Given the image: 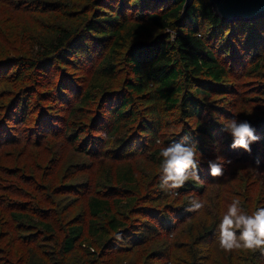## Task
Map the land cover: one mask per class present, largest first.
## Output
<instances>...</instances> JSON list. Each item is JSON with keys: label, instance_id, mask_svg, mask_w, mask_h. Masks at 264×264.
Wrapping results in <instances>:
<instances>
[{"label": "trees", "instance_id": "16d2710c", "mask_svg": "<svg viewBox=\"0 0 264 264\" xmlns=\"http://www.w3.org/2000/svg\"><path fill=\"white\" fill-rule=\"evenodd\" d=\"M26 1H30L26 6L19 2L13 8H7L8 16L19 18L20 13L30 15L32 10L37 14L41 12L38 10L42 9L34 4L36 2ZM89 2H93L94 6H106L113 10L114 14L100 18L97 13L93 15L79 13L70 19L72 24L69 23L68 26L55 23L53 20L54 22L50 21L43 25L36 34L31 32L24 34L20 29L13 30L7 26V17L0 19V37L4 35L8 40L7 43L3 39L0 41L3 43L0 44V70H4L6 75L12 71L7 79L11 77L19 79L35 71H43V76L48 77L44 73L50 70L52 65L51 68L56 70L61 67L65 69L66 64L63 63L74 65L85 63L90 66L92 68L90 82L74 86L68 80L67 84L61 86L67 87V92L66 95L59 93V101H63L68 95V99L61 103L66 105L65 108L71 106V112L83 115L85 112H91L88 107L97 102V94L105 99H101L97 104L89 124L83 123L76 129L71 126L68 129L66 124L67 137L71 142L74 140L83 143L82 153L93 158L104 153L101 146L106 148L110 140L112 146L105 153H108L106 156L114 163L112 167L116 171V177L108 178L106 168L103 176L107 183L99 182L96 193L88 197L87 208L84 211L77 208L78 212L71 214L72 209L67 211V208L64 209L57 202L54 205L56 212L51 211L54 215L41 213L42 220L36 221L20 210L19 213H12L9 219L0 221V231H6L0 239V244L4 248L0 252V264H77L78 258L76 257L74 262L72 255L78 247L81 253L78 259L80 262L86 257L91 264L94 259L97 260L96 264H114L120 261L119 258L123 254L132 256L131 250L144 248L159 236L175 232L177 227H181L179 234L181 236L177 237L176 241L182 249L180 264H209L211 254L202 255L195 250V246L204 242L213 243L212 249L215 253L213 259L216 264H264V254L259 251L255 253L236 251L229 254L219 248L216 241L217 224L221 214L227 209L220 208L218 200L209 196L204 200L205 208L200 212L204 214L206 210H211L213 213L215 210L216 216H220L215 220L209 217L184 216L185 212L180 211L179 206L173 208L169 204L173 195L176 197L185 193L195 195L196 192L204 195L211 184H219L222 177L229 172L225 168L227 166L225 163L224 175L212 177L209 174L206 155L210 154V150H205L197 144L196 135L187 126H183L181 135L178 138L173 137L172 142L197 144L200 160L199 182L189 181L184 187L175 190L176 194L162 191L159 186H156L158 190L153 193H143L136 183V173L131 165L137 154L148 150L162 135L168 112L175 108L182 109L184 118L198 120L194 130L201 132L212 142L216 141L217 131L213 123L217 117L205 111V104L200 97L202 93L209 96L212 90L224 91L222 84L225 83V79L234 74L233 70L241 67L240 62L243 59L237 57V53L249 48V40L256 41L252 34L259 31L260 37L263 35L264 18L251 22L227 23L216 16L209 0H194L185 13L186 0L163 2L137 0L135 8L132 7L131 0H115V5L109 4L107 0ZM56 3L57 1L44 2L43 8L46 10L56 8ZM61 10L66 13L64 7ZM134 10H139L142 14L135 20L129 18V11ZM240 23L247 25L240 30ZM204 30L206 33L202 34ZM14 41L17 44H14ZM92 43L100 48L109 47L107 54L100 58L98 63L94 61L96 51V54L91 56L86 54ZM121 50L125 51L124 64L120 63L118 66L116 57ZM13 51L17 54L16 58L11 57L10 53ZM259 63L260 60H257L253 65L246 67V71L250 69L253 71ZM82 70L84 68L79 66L78 71ZM119 72L126 75L122 87L110 89ZM88 73L90 74L89 71ZM226 85L228 86V83ZM227 86L224 88L227 89ZM93 92L97 94L94 96ZM8 107H10L8 117L14 116L17 122L25 123L30 98L26 95L18 96L9 101ZM205 113L210 117L208 122H204L202 118ZM57 123L52 124L56 131L49 130L47 136L61 131V124ZM258 123L256 134L261 139L259 143L251 145V153L242 149L233 150L230 148L232 139L220 137L226 142L220 152L232 163L241 166V169L243 164L248 162L253 166L264 167V119ZM40 127L45 128L44 123ZM105 136L108 137L107 140ZM7 138L8 143H11L13 137L10 139L8 134ZM135 141L138 145H135ZM221 143L223 144V141ZM5 144L6 142L0 140V150ZM168 144L169 142H164L163 146ZM127 149L129 152L124 153ZM160 149L159 147L153 152L150 151L146 158L161 162V158L157 159ZM250 171L243 170L244 176ZM154 177L159 185L160 181L156 176L152 179ZM263 190L264 180L260 187V197L253 207V190L247 185V180L244 181L239 194H242L240 200L245 211L251 213L257 207H264V193L261 192ZM218 192L222 193L223 189L219 188ZM54 193H57L56 189ZM227 193L226 190L225 195ZM62 199L64 201V198ZM78 199L70 200L69 206ZM171 202L175 203V200ZM130 211L142 215L147 220L132 218ZM187 219L194 221L190 220L189 224H185ZM9 224L23 230L25 232L23 237L44 235L49 242H54L56 248L43 254L32 244L28 249H20L16 242L13 243L14 234L6 228ZM35 230L37 234H33ZM163 252L161 249H155L147 257L155 258L159 264H164V260L174 264L169 255L170 251Z\"/></svg>", "mask_w": 264, "mask_h": 264}, {"label": "rangeland", "instance_id": "374dc122", "mask_svg": "<svg viewBox=\"0 0 264 264\" xmlns=\"http://www.w3.org/2000/svg\"><path fill=\"white\" fill-rule=\"evenodd\" d=\"M48 1H57L56 8L49 10L44 9L43 4ZM114 1L115 0H107L109 4L114 3L115 5ZM19 2L26 6L30 1L0 0V19L7 17V26L12 27L13 30L20 29L21 33L24 32V34L26 32L36 34L43 25H47L48 22L53 20L55 23L68 26L69 23L72 24L70 19L74 18L79 13H89L91 15L97 13V16L100 18L105 15L114 14L113 10H110L106 6H94V3L89 2V0H33V2H36L34 4L42 9L38 10L42 13L40 12L37 14L32 10L30 15L20 13L21 16L19 18L13 15L8 16L9 12H7V8H13V6L18 5ZM131 3L132 7L135 8L137 0H131ZM62 7L66 9L65 14L62 12L63 10H61ZM129 12L130 19L135 20L137 17L142 16L139 10ZM240 24V30L244 29L245 25H247L245 23ZM205 33L206 31L204 30L202 34ZM252 36L256 41L249 40V48L237 53L236 56L241 57L244 61L242 60L240 62L241 67H237L233 70L234 74L229 75L228 78L225 79V83L222 84L224 91H218L216 89L217 91L212 90L209 96H204V93H202L200 97L205 104V111L217 117V120L213 123L217 131L215 133L217 138L216 141L212 142L208 137L202 135L201 132L194 130V127L198 124V120L188 117L184 118L182 109L175 108L173 111H169V116L165 120L164 128L161 131V133H163L158 137L161 143L157 144L155 142L148 150L143 151L141 154H137L132 160L131 165L136 173V183L141 192L153 193L158 190L156 186L159 185L156 183L155 177L152 179L153 176H156L157 180L160 181V162L157 163L146 157L150 155V151L153 152L154 149L161 148L164 142H169V144L173 143V137L178 138L181 135L183 126H187L194 132V135L197 137V144H200L201 148L204 147L205 150H210V154L206 155L207 161L213 160L217 156L229 160L226 155L220 152L226 145L224 139L220 137L225 139L231 138L228 133L223 131L224 125L230 119L236 118L238 120L250 121L252 125L254 124L253 127L256 129V125L259 124L258 122L264 119V32L261 37L259 31L252 34ZM2 37H0V41L3 39V41L7 43L8 40L5 38L6 36L2 35ZM215 43L216 41L214 44ZM0 44L3 45L1 42ZM14 44H17V42L14 41ZM217 45L219 46V43H217ZM108 49V46H102V48H100L95 43H92L86 54L91 56L97 52L94 61L98 63L100 58L107 54ZM124 53L125 51L121 50L117 55L116 65L120 63L124 64ZM10 54L11 57H17L14 51ZM251 55L254 56L251 57ZM54 60H56V58ZM74 60L76 61V58H74ZM235 60L238 61L237 58H235ZM257 60H260L258 67L253 71H250L251 69L249 70L250 72L246 71L247 69L245 68L253 65ZM237 63H239V61ZM63 64H66L65 69L61 67L56 70L51 68L53 67L52 65L50 70L45 71L44 74L48 75V77L43 76V71H35L32 74H25L19 77V79L14 77L7 79L8 74L10 75L12 71L6 75L4 70H0V140L6 142L4 147L0 150V198H2L0 199V221L9 219L12 213H19L20 210L25 214H29L36 221H39L43 218L41 217V213H44L43 215L48 213V216L54 215L51 211L56 212V207L54 205L57 204V202H59L64 209L67 208V211L68 209H72L71 214H76L78 212L77 208L83 209L84 211L87 208L88 197L96 193L99 182L101 184H103V182L107 183V180L103 176L107 170L106 168H108V178L116 177V171H114L112 167L114 163L106 156L108 153H105L106 150L112 146V144L109 143L110 140L106 144V148H102L101 146V150H103L104 153L97 155L95 158L82 153L83 143L80 141L75 142L73 140L71 142L68 140L67 135L69 127L71 126L76 129L83 123L89 124L97 104L101 99H105V97H99L97 92H93L94 96L97 94V102L92 104L91 107H88V110H91L90 113L85 112L83 115L71 112V106L65 108L66 105L61 102L66 101L68 95L65 96L63 101H59V93L62 92L66 95L67 87L61 86L64 83L67 84L68 80L73 83L74 86H78L82 82L88 84L92 78V68L85 63L76 65L72 63ZM79 66H82L84 70L78 71ZM125 77V73L119 72L117 80L111 84L112 86L110 89L121 88ZM227 83L228 86L226 85ZM225 86H227V89L224 88ZM25 95L27 98H30L29 113L26 121L24 120L25 123H20L17 122L14 116L8 117L10 113V107H8V105L11 99H15L18 96L24 97ZM69 100L72 103L70 98ZM202 118H204V122H208L210 119L206 113ZM42 123H44L45 128L40 127ZM55 123L61 124V131L47 136L46 133L49 130L56 131L52 126V124ZM66 124H68L67 130ZM43 129L45 131H42ZM90 131L92 132V130ZM8 134L10 135V139L13 137L11 143H8ZM37 136L40 137L37 138ZM139 141H141V139H139ZM222 141L223 144L221 143ZM136 142L137 141H135V143ZM135 145H138V143ZM128 152L129 149L124 153ZM93 153H95V151H93ZM160 158V156H157L158 160ZM225 168L228 169L229 172L222 177L219 184H211L204 195L200 194V192H196L195 195L191 193H185L177 197L173 195L169 204H171L173 208L179 206L180 211L185 212L184 216H190V218L193 216L198 218L209 217L211 220H215L216 217H220L216 216L215 210H213V213L211 210H204L205 213H202L203 215L186 211V209L190 207V201L193 199L204 201L211 196L213 199L218 200L220 208L227 209L229 199L232 201L235 198H241L242 194L239 193L243 189L244 181L247 180V185L253 190L252 201L253 207H255L256 201L260 197V187L264 180V167L253 166L250 165L249 162L245 163L242 169L251 170L249 173H245V176L241 166H237L235 163L227 164ZM240 169L241 171H239ZM219 188L223 189L222 193L218 192ZM55 189L57 193H54ZM226 190L228 193L225 195ZM261 192L264 193V190ZM62 198H64V201ZM74 198L79 199L69 206V201ZM171 200H175V203H172ZM130 216L137 220L145 218L132 211H130ZM55 219L56 218H51V220ZM145 219L147 220V218ZM189 221L193 222L194 220L187 219L185 224H189ZM6 228L14 234L13 243L16 242V245L20 249H28L30 244H32V246L38 247L40 250L39 253L43 254L46 251L51 252L56 248L54 242H49L48 238H45L44 235L23 237L25 232L23 230H18V226L9 224ZM177 228L178 229L171 234L159 236L144 248L140 247L131 250L132 256L123 254L119 258L120 261L114 264H159L155 258L150 259V257H147L151 251L155 249H161L164 252L170 251L169 255L172 257V262L174 264H180V252H182V249L176 244V241L177 237L179 238V236H181L179 235L181 227ZM5 232L6 231H0V239L3 238ZM33 234H37V230H35ZM212 246L213 243L204 242L195 246V250L196 252H201L202 255L211 254L209 264H216L217 262L213 259L215 258V253ZM2 248L0 244V252ZM79 249L78 247V250ZM78 250L72 255L74 262L76 261V257L79 259L81 255ZM19 252H21V250ZM78 259L77 264H91V261L88 258L86 259V257L84 260L81 259V262ZM96 262L97 260L94 259L92 264H96ZM163 263L169 264L166 260H164Z\"/></svg>", "mask_w": 264, "mask_h": 264}, {"label": "clouds", "instance_id": "9594fccd", "mask_svg": "<svg viewBox=\"0 0 264 264\" xmlns=\"http://www.w3.org/2000/svg\"><path fill=\"white\" fill-rule=\"evenodd\" d=\"M223 131L231 137L230 148L233 150L242 149L251 153V145L259 143L261 139L248 120L232 118L224 125ZM104 138L108 139L107 136ZM156 143L160 144L161 141L157 139ZM159 156L161 157L159 187L162 191L176 194L175 190L184 187L189 181H200V160L196 143L173 142L161 147ZM225 163L231 164L232 161L220 156L207 161L209 174L212 177L224 175ZM204 208V201L193 199L186 211L200 213ZM216 241L225 253L259 251L264 254V207H257L248 213L242 207L239 198L233 199L227 205V210L221 214L217 224Z\"/></svg>", "mask_w": 264, "mask_h": 264}, {"label": "water", "instance_id": "95a60500", "mask_svg": "<svg viewBox=\"0 0 264 264\" xmlns=\"http://www.w3.org/2000/svg\"><path fill=\"white\" fill-rule=\"evenodd\" d=\"M163 2L168 0H153ZM194 0H186L184 13L193 4ZM216 16L222 21L251 22L264 18V0H209Z\"/></svg>", "mask_w": 264, "mask_h": 264}]
</instances>
